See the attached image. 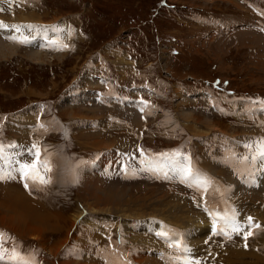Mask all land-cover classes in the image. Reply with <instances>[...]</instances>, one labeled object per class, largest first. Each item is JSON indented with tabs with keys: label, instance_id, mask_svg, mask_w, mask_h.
<instances>
[{
	"label": "rangeland",
	"instance_id": "rangeland-1",
	"mask_svg": "<svg viewBox=\"0 0 264 264\" xmlns=\"http://www.w3.org/2000/svg\"><path fill=\"white\" fill-rule=\"evenodd\" d=\"M0 22L7 26L1 40L26 36L43 54L34 62L31 43L9 41L14 53L0 55V145H19L39 119L55 126L38 145L52 168L47 187L29 181L27 191L16 171L0 174L5 248L32 264H174L185 256L199 264H264V231L242 239L249 217L264 229V179L257 182L264 164L252 160L264 141V0H0ZM14 25L35 27L17 32ZM45 27L47 41L68 47L43 41ZM52 96L58 103L51 109L44 100L38 116L40 99ZM118 96L150 104L140 113ZM16 107L30 119L3 112ZM30 157L18 150L0 161ZM185 157L212 182L205 196L173 170ZM156 163L163 170H152ZM8 191L23 197L18 225L4 203ZM114 195L123 205L110 203ZM93 206L114 207L93 213ZM205 207L234 215L241 232L213 235Z\"/></svg>",
	"mask_w": 264,
	"mask_h": 264
},
{
	"label": "snow or ice",
	"instance_id": "snow-or-ice-1",
	"mask_svg": "<svg viewBox=\"0 0 264 264\" xmlns=\"http://www.w3.org/2000/svg\"><path fill=\"white\" fill-rule=\"evenodd\" d=\"M6 26L3 22H0V28H5ZM21 27L33 28V25H14L13 28L15 31L19 32ZM59 31V30H57ZM9 39L14 42L27 44L31 43L28 37L26 36H11ZM35 39V37H33ZM49 44L56 45L57 50H63L68 47V45L63 44L59 41V39L48 41ZM247 148H251V145H245ZM33 148L36 149L34 153H31L34 157L32 163H20L18 168L14 170L20 174V178L24 181L25 188L29 187V181L32 182L33 185L44 186L48 185L52 182V178L49 173L52 172V168L45 157L41 156V150L37 147V145H33ZM4 146L0 145V159L3 158ZM178 155V154H177ZM187 163L183 165H177L173 162V170L178 171L181 175L182 182L191 181L189 186H195L198 191H201V195L205 196L209 192V186L211 185V181L206 177H201L191 166L190 158H184ZM245 161L247 157L243 158ZM252 160L255 163L256 161H260L264 164V141H259L256 145V152L252 156ZM143 163V161H142ZM150 167H152V162H149ZM160 169L163 170V165L160 163H156L155 167L152 170ZM167 176V173H164ZM4 176L0 175V179H3ZM205 211L209 212V215L212 219V233L213 235H223L226 239L231 238V233L239 234L242 230V226L236 222L234 215H223L220 216L216 213H213L208 207H205ZM248 228L249 231L244 234L245 241L249 236L255 235L256 232L252 231V229H256L259 231H264L261 229L260 225L253 224L252 218H248ZM159 236H164L165 233H157ZM8 237L6 233L0 232V264H32L31 261L27 260L24 256H22L19 251L13 247L11 249L5 248L4 244L6 243ZM171 246V245H170ZM185 252L188 250L185 249ZM7 257V259H6ZM174 264H199L198 261H192L187 256L183 259L177 258Z\"/></svg>",
	"mask_w": 264,
	"mask_h": 264
},
{
	"label": "bare ground",
	"instance_id": "bare-ground-1",
	"mask_svg": "<svg viewBox=\"0 0 264 264\" xmlns=\"http://www.w3.org/2000/svg\"><path fill=\"white\" fill-rule=\"evenodd\" d=\"M30 18H32V17H26V16H23V17H20V19H24V20H30ZM34 19V18H33ZM5 26H6V24H4ZM5 28H7V26L5 27ZM35 29H37V28H35ZM44 29V31L43 32H45V35H44V37H43V41H45V42H47L48 43V39H46L45 37H48V33H46V27L45 28H43ZM1 30V29H0ZM33 30H34V27H33ZM1 31H3V30H1ZM32 31V30H31ZM39 32V31H38ZM8 33H12V31L10 30ZM7 33V34H8ZM37 34V33H36ZM35 36V35H34ZM3 37H5V36H3ZM11 37V36H10ZM36 40V39H35ZM40 40V39H39ZM9 41H13V40H11V39H9V36H7V38L3 41V40H1L0 39V55L2 56V57H5V56H8L9 54H13L14 53V51H13V49H12V46L14 45V44H12V43H10ZM34 41V40H33ZM42 41V40H41ZM35 42V41H34ZM6 43H8V45H10V46H7L6 45ZM39 43H40V41H39ZM32 44V48L30 49V54H29V58H31V60H33L34 62H40L41 60H43V54H41L37 49H36V46L34 47L33 46V42L31 43ZM30 44V45H31ZM41 44H42V42H41ZM49 44V43H48ZM42 45H44V44H42ZM51 46H52V44H50ZM45 46V45H44ZM30 47V46H29ZM46 47V46H45ZM46 48H48V47H46ZM49 49V48H48ZM51 50V49H50ZM53 52H56V49L55 50H53ZM60 52V51H59ZM54 54V53H53ZM133 101V100H132ZM136 101H142L141 99H138V100H136ZM143 102V101H142ZM134 107H137V103L136 102H132L131 103ZM144 104V103H143ZM130 105V104H129ZM146 109H147V105H146ZM13 158V157H12ZM30 158H32V156L30 157ZM8 185V184H7ZM9 189V188H8ZM8 194V196H7V199H6V201L4 202L5 204H6V206L7 207H9V208H12L13 209V217H14V219H16V225H18V221L22 218V216H23V214L24 213H22V212H20L17 208L18 207H20V206H22V207H24V205L25 204H22V202H23V197H21L20 196V194L18 193V195H17V193H15L16 194V196H13V193H10L9 191L7 192ZM104 196V195H103ZM111 197V196H110ZM25 200H26V204L28 203V199L27 198H25ZM101 199H99V201H100ZM106 200H108V199H106ZM110 202V201H109ZM110 203H112V205H116V204H121V205H123V203L117 198V195H114L112 198H111V202ZM136 203V202H135ZM91 204H93V203H91ZM96 204H97V202H96ZM106 204V203H105ZM29 205V204H28ZM28 205H26L25 207L26 208H31V207H29ZM90 205V204H89ZM107 205V204H106ZM31 206V205H30ZM108 206H110V205H108ZM113 206V207H114ZM113 207H108V208H96V207H92V209L93 208H95L94 209V211H93V213H97V212H102L103 211V213L105 212V211H111V209L113 208ZM35 209H36V207H34ZM89 208V207H88ZM118 210L116 211V213L117 214H121V215H123L124 217H126V218H128V219H133V218H131V217H129V215H131V213H134V212H132L131 211V209H126V208H123L122 206L121 207H119V206H117L116 207ZM20 209V208H19ZM34 209V210H35ZM8 210V209H7ZM11 210V209H10ZM27 210V209H26ZM99 210H101V211H99ZM36 211V210H35ZM34 211V214L36 213ZM97 211V212H96ZM115 211V210H114ZM22 213V215L20 214V215H18V213ZM27 212H29L28 210H27ZM33 212V211H32ZM32 212H30V213H32ZM25 213H26V211H25ZM11 214V213H10ZM45 214H48V213H45ZM110 213H107V215H109ZM137 214V213H136ZM29 215V213L27 214V216ZM33 215V214H32ZM32 215H30V216H28V217H32ZM36 215H38V213L36 214ZM40 215V214H39ZM42 215V214H41ZM50 215V214H49ZM113 214H111V216H112ZM25 216H26V214H25ZM24 216V217H25ZM34 216V215H33ZM178 216V215H177ZM37 217V216H36ZM40 217V216H39ZM47 217V216H46ZM151 217V216H150ZM154 217V216H153ZM189 217V216H188ZM34 218V217H33ZM172 218V217H171ZM175 218H177L176 216H173V219L171 220V225H172V227L173 226H175V225H177V220L175 219ZM182 218V217H181ZM202 218V217H201ZM207 218V217H206ZM13 219V218H12ZM42 219V218H41ZM45 219V218H44ZM156 219H158V218H156ZM190 219V218H189ZM35 220V219H34ZM46 220H49L48 218L46 219ZM160 220V219H159ZM158 220V221H159ZM45 221V220H44ZM129 221H132V220H129ZM162 221V220H161ZM135 222V221H134ZM179 222V221H178ZM187 222H189L188 220H187ZM212 222V221H211ZM33 223V222H32ZM37 223V222H36ZM126 223V222H125ZM164 223V222H163ZM194 223V222H193ZM9 225L11 224V223H8ZM23 224V223H22ZM21 224V225H22ZM34 226H36L34 229L35 230H40V229H38V225L37 224H33ZM41 225V224H40ZM130 225H131V223H130ZM154 225V224H153ZM168 225V224H167ZM184 225V224H183ZM203 225H205V224H203ZM207 225L209 226V227H212V224H206L205 225V228L207 227ZM42 226H44V225H42ZM137 226V225H136ZM9 227H11V225L9 226ZM31 225L29 226V228L31 229ZM151 227V226H150ZM133 228H135V230L137 229V227H135V226H133ZM33 229V230H34ZM138 230V229H137ZM159 231H160V226H159ZM125 233V232H124ZM42 234V233H41ZM37 238V237H36ZM245 241V240H244ZM140 243V242H139ZM154 251V250H153ZM110 253V252H109ZM111 255V254H110ZM112 256V255H111ZM110 258V257H109ZM109 264V263H108Z\"/></svg>",
	"mask_w": 264,
	"mask_h": 264
}]
</instances>
